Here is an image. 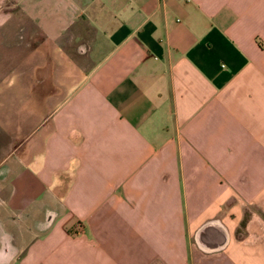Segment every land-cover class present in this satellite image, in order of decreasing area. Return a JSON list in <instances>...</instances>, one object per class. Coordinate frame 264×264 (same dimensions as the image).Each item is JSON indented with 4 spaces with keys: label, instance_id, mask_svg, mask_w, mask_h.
Segmentation results:
<instances>
[{
    "label": "crops",
    "instance_id": "1",
    "mask_svg": "<svg viewBox=\"0 0 264 264\" xmlns=\"http://www.w3.org/2000/svg\"><path fill=\"white\" fill-rule=\"evenodd\" d=\"M21 15L99 57L0 160V264H264V0H0Z\"/></svg>",
    "mask_w": 264,
    "mask_h": 264
},
{
    "label": "rangeland",
    "instance_id": "2",
    "mask_svg": "<svg viewBox=\"0 0 264 264\" xmlns=\"http://www.w3.org/2000/svg\"><path fill=\"white\" fill-rule=\"evenodd\" d=\"M18 19L0 29V160L40 146L50 112L99 57L90 39L58 45L31 23L26 29L23 15Z\"/></svg>",
    "mask_w": 264,
    "mask_h": 264
},
{
    "label": "water",
    "instance_id": "3",
    "mask_svg": "<svg viewBox=\"0 0 264 264\" xmlns=\"http://www.w3.org/2000/svg\"><path fill=\"white\" fill-rule=\"evenodd\" d=\"M209 223H211V222H209ZM209 223H207L206 225H210ZM198 235H199V232H197L196 236H198Z\"/></svg>",
    "mask_w": 264,
    "mask_h": 264
}]
</instances>
